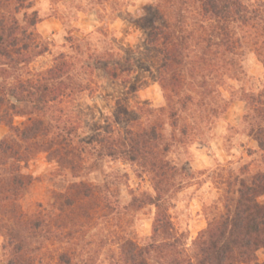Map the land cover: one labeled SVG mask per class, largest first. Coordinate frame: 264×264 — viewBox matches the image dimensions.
Instances as JSON below:
<instances>
[{
	"label": "trees",
	"instance_id": "16d2710c",
	"mask_svg": "<svg viewBox=\"0 0 264 264\" xmlns=\"http://www.w3.org/2000/svg\"><path fill=\"white\" fill-rule=\"evenodd\" d=\"M33 7V0H0V124L8 130L0 139V236L6 264H44L49 243L67 246L52 264H87L69 247L85 220L145 205L155 210L150 235L143 243L121 239L110 264H264L258 259L264 252V201L258 200L264 196V87L239 97L261 169L252 173L244 166L224 180L221 210L190 245L189 234L178 231L169 214L171 193L188 175L170 155L227 110L234 95L227 99L220 89L236 78L247 35L259 40L253 45L264 67V0L143 5L129 19L144 30L158 60L156 78L165 104L130 108L118 102L103 126L87 136L79 134L62 104L86 88V70L102 68L109 78L127 82L132 60L109 47H89L80 63L61 53L49 68L31 72L32 61L49 50L36 31L42 19ZM14 117L24 121L15 124ZM38 153L75 178L105 159L134 164L148 176L153 193L113 205L104 190L80 179L54 192L47 207L25 213L20 201L32 176L24 169Z\"/></svg>",
	"mask_w": 264,
	"mask_h": 264
},
{
	"label": "rangeland",
	"instance_id": "374dc122",
	"mask_svg": "<svg viewBox=\"0 0 264 264\" xmlns=\"http://www.w3.org/2000/svg\"><path fill=\"white\" fill-rule=\"evenodd\" d=\"M33 1V8L42 19L36 31L49 42V50L32 61L28 66L31 72L49 68L61 53L80 63L89 47L98 51L109 47L132 60L127 82L109 78L102 68L94 66L90 71L86 70L82 76L86 88L62 104L64 113L73 119L79 134L91 135L102 127L118 102L130 108L139 105L158 108L165 104L156 78L158 60L147 45L144 30L129 19L143 5L158 0ZM254 1L245 0L247 4ZM253 33L250 29V35H255ZM254 43L260 42L247 35L238 55L241 68L236 78L227 79L220 89L227 99L234 95L227 110L212 122L203 124L201 134H191L190 140L173 149L170 155L188 173L183 185L171 193L169 202L171 220L178 231L189 234L188 245L221 210L224 180L244 166L252 173L261 169L260 152L243 119L245 102L239 100L243 93L256 94L264 87V67ZM13 121L20 124L24 118L14 117ZM188 121L192 123L193 119L188 118ZM7 131L0 124V139ZM24 171L32 176L20 201L23 211L28 214L47 207L54 192H63L70 183L80 179L104 190L102 195H106L113 205L123 206L134 196L153 193L148 176L136 165L123 161L105 159L99 168H91L86 175L75 178L46 153H38ZM258 200L264 201V196ZM154 212L151 205L98 212L85 220L69 247L75 251L78 262L110 264L118 255L121 239L143 243L150 235ZM2 241L0 236V264H6ZM47 247L44 264L54 263L55 253L67 246L49 243ZM258 259L264 260L263 251L258 252Z\"/></svg>",
	"mask_w": 264,
	"mask_h": 264
}]
</instances>
